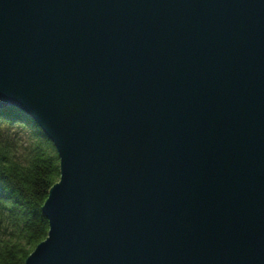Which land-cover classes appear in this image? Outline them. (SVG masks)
Instances as JSON below:
<instances>
[{
    "label": "water",
    "instance_id": "95a60500",
    "mask_svg": "<svg viewBox=\"0 0 264 264\" xmlns=\"http://www.w3.org/2000/svg\"><path fill=\"white\" fill-rule=\"evenodd\" d=\"M53 144L24 264H264V0H0V110Z\"/></svg>",
    "mask_w": 264,
    "mask_h": 264
},
{
    "label": "trees",
    "instance_id": "16d2710c",
    "mask_svg": "<svg viewBox=\"0 0 264 264\" xmlns=\"http://www.w3.org/2000/svg\"><path fill=\"white\" fill-rule=\"evenodd\" d=\"M59 180L53 144L15 108L0 110V264H24L47 236L41 208Z\"/></svg>",
    "mask_w": 264,
    "mask_h": 264
}]
</instances>
